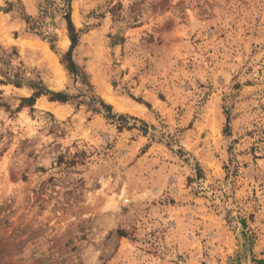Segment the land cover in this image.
Returning a JSON list of instances; mask_svg holds the SVG:
<instances>
[{"label":"rangeland","instance_id":"1","mask_svg":"<svg viewBox=\"0 0 264 264\" xmlns=\"http://www.w3.org/2000/svg\"><path fill=\"white\" fill-rule=\"evenodd\" d=\"M65 11L0 0V264H264V0H72L79 77Z\"/></svg>","mask_w":264,"mask_h":264},{"label":"trees","instance_id":"2","mask_svg":"<svg viewBox=\"0 0 264 264\" xmlns=\"http://www.w3.org/2000/svg\"><path fill=\"white\" fill-rule=\"evenodd\" d=\"M63 1L66 4V11H65L64 18L67 22L68 31H69V38L71 40L70 50L65 55L63 61L67 65V69L73 75L79 77L80 76L79 71H78V69H77V67L73 61V52L79 43L80 35L76 31V29H75V27L71 21L70 3L72 0H63ZM11 76L12 75H10V77ZM16 85L18 87H21V83H19V82H16ZM27 86H29L34 91V93H33L32 97L22 99L21 108H23L25 106H28V107L34 106L36 100L41 96H50L51 101H59V102H63V103L68 102L70 100V97L65 93H62V92L55 93V92H51V91L47 90L43 86L42 82H30ZM101 105L103 106V108H105L109 111L111 110V107L103 104V102H101Z\"/></svg>","mask_w":264,"mask_h":264},{"label":"bare ground","instance_id":"3","mask_svg":"<svg viewBox=\"0 0 264 264\" xmlns=\"http://www.w3.org/2000/svg\"><path fill=\"white\" fill-rule=\"evenodd\" d=\"M111 98H112V97H111ZM108 99H109V98H108ZM110 100L112 101V99H110ZM112 102H114V100H113ZM115 104H116V103H115ZM115 104H114V105H115ZM119 105H120V104H119Z\"/></svg>","mask_w":264,"mask_h":264}]
</instances>
